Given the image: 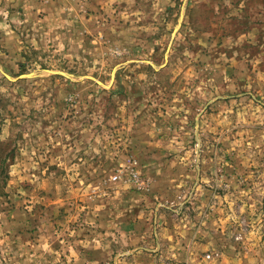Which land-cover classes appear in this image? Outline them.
Wrapping results in <instances>:
<instances>
[{"label":"rangeland","instance_id":"1","mask_svg":"<svg viewBox=\"0 0 264 264\" xmlns=\"http://www.w3.org/2000/svg\"><path fill=\"white\" fill-rule=\"evenodd\" d=\"M0 165V264H264V0H0Z\"/></svg>","mask_w":264,"mask_h":264},{"label":"built area","instance_id":"2","mask_svg":"<svg viewBox=\"0 0 264 264\" xmlns=\"http://www.w3.org/2000/svg\"><path fill=\"white\" fill-rule=\"evenodd\" d=\"M133 176L135 177V180L137 181V182H140V184L142 183V181H140V174L139 173H137L136 171H133ZM121 176V173H116L113 177H114V179H119V177Z\"/></svg>","mask_w":264,"mask_h":264},{"label":"trees","instance_id":"3","mask_svg":"<svg viewBox=\"0 0 264 264\" xmlns=\"http://www.w3.org/2000/svg\"><path fill=\"white\" fill-rule=\"evenodd\" d=\"M7 178V174L5 173V169L3 166L0 165V183L2 179L5 181Z\"/></svg>","mask_w":264,"mask_h":264},{"label":"water","instance_id":"4","mask_svg":"<svg viewBox=\"0 0 264 264\" xmlns=\"http://www.w3.org/2000/svg\"><path fill=\"white\" fill-rule=\"evenodd\" d=\"M29 75H35V73L21 75L19 78L27 77V76H29ZM7 76H8L10 79L16 80L15 78H13L12 76H10L9 74H7Z\"/></svg>","mask_w":264,"mask_h":264}]
</instances>
